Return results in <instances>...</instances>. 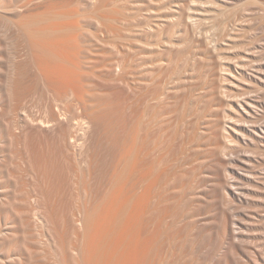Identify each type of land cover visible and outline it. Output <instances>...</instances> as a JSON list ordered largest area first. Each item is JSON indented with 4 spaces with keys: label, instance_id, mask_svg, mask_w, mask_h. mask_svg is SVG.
<instances>
[{
    "label": "rangeland",
    "instance_id": "374dc122",
    "mask_svg": "<svg viewBox=\"0 0 264 264\" xmlns=\"http://www.w3.org/2000/svg\"><path fill=\"white\" fill-rule=\"evenodd\" d=\"M23 1L28 5L24 3V6L29 7L23 9L26 14L24 18H27L32 11L30 16H34L32 18L29 16L27 20L22 16V21L35 22L34 25L29 23L32 28H29V31H32H27L26 34L29 35H26V42L39 41V38L40 41L46 40V37L47 40L54 37L58 39L63 35L71 38L74 44L71 48L72 53L77 55L72 58L73 60L59 64L62 67L64 65L66 71L68 67L71 69L66 72L68 76L72 73L75 79L77 74L78 80L74 81L75 88H73L83 93L84 100L73 101L75 96L73 92L70 93L71 96L69 90L67 92V82L49 84L44 79V74L36 69L34 59H29L24 37L17 36L21 35L20 32L7 25L3 17L14 15L13 19L21 20V18L11 11V7L10 11L9 8L5 7V9L4 4L8 5L11 2L12 5L17 4L14 6L19 7L18 5L23 6ZM37 1L0 0L3 7H0V14H3L0 20L5 21H0V218L11 219L15 226L19 225V222L27 224L17 226V233L27 231L28 222L24 219H30L31 216L28 217L30 214H27L29 209H36L29 213L38 214L39 211L40 216L47 220L43 219L47 229L45 227L43 230L44 225L42 226L44 245L32 244L30 241L33 235L24 237L25 232L19 233L20 237L17 235L16 239L14 238L16 241L14 244H17L16 246L13 244L15 247L20 248L23 242L27 246L33 245L28 246L30 248L24 251L26 264H62L60 262L62 257L59 256L62 254L59 253L62 252L59 241L68 246L76 239L73 237L74 231H77L76 225L72 221H76L75 218H78L84 208L92 207L93 210L95 205L99 206L108 197L109 191L111 193L119 187L118 185L121 184V187L125 184V188L130 186L127 190L132 191V200L135 201L138 197L136 192L139 193L141 189L138 186L143 187L142 183H148L141 180V184L139 180L138 183L136 182L137 178L141 179L139 160L142 159L140 160L142 162L145 157L147 160L144 161L151 165L154 173L151 175L150 167L145 163L149 171H147L148 179L154 176L155 179L152 178L156 180L159 175L157 183H154L155 186L150 183L148 185L154 187L149 188L148 192L152 193L146 196H153L146 199L147 203H150L147 206L145 204L148 216L145 212L143 214L147 217L146 224H153L152 227L156 230L159 227L160 233L145 225L143 218L141 221V224L144 222L147 228L153 230L150 228L148 231L144 230L146 235L147 232L151 235L150 231L159 233L157 235L154 233L155 237L159 235L157 238L159 241L156 239L154 250H151L155 252H152L148 259L152 258L153 264H227L225 261L227 256L229 264H237L238 262L230 256L228 243L224 242L223 244L227 245L221 244L223 248H220V244L215 245L214 242L217 234L213 233V230L216 231L217 228L214 218L216 216L213 213L216 210L210 208V203L206 202L209 201L208 193L212 189L209 181L212 170L208 168L211 165L209 163H213V156L218 152V145L222 146L224 143L227 148L220 154L227 160L230 158L231 166L237 163L234 159L238 153L253 151L251 155L259 159L261 169L255 168L254 171L250 169L253 172H249L251 175L264 173V148L258 149L245 143L243 145L233 130L237 121L236 100L241 97L242 92H246V95L243 93L242 96L253 95L251 96L253 99L261 97L260 100L263 99L261 102L264 104V81H257L254 76L249 75L250 72L252 74L255 72L256 66L258 69L264 68V0H68L67 2L57 0L61 3L54 5V8L56 5L59 6L55 8L56 10L53 5L49 6L51 10L48 6L42 5L43 9L39 7V11L38 4L36 5L39 1ZM41 1L45 3L44 0ZM14 6L13 8H16ZM45 8L49 10V14L44 10ZM60 13L65 15H59ZM39 17L40 20L43 17V21H40ZM39 22H42L40 24L43 27L47 23L52 26L54 23L60 25L63 22L65 27L63 25L64 29H61L63 31L59 30L61 33L57 31V34L56 31H52L53 33L48 31L49 35L53 34L50 35L51 37L47 35L48 32L42 33L47 36L40 34L36 36L38 33L36 30L43 28ZM13 29L15 32H12ZM30 33L34 36H30ZM37 37L38 39H35ZM22 41H24L23 45ZM15 42H19L18 47ZM12 61L15 62L14 64L19 62L21 70L24 68L22 74H25L26 80L32 78L29 80L32 81L29 83L31 85L26 82L30 96L27 95L21 105L10 97L7 87L13 67ZM54 63L56 62L53 61L51 64L57 66L58 62ZM243 67H246L248 72L243 74L245 79L241 81L239 77ZM45 82L51 89L57 87L56 91L53 93ZM249 83L252 85L250 86ZM74 89L70 88V91H75ZM65 90L69 96H66L68 94ZM13 100L18 105L17 110L14 109ZM54 101L57 103L54 104ZM52 106L55 108H53L55 114L51 110ZM73 108L74 112H72ZM259 108L262 109L261 106ZM2 109L6 113L2 112ZM28 112L32 118L28 116ZM50 113L51 116L57 115L55 123L51 121L54 116L51 117ZM19 115L22 117L20 118ZM28 117L32 120L29 121ZM260 117L261 121L259 117H250L251 119L248 120L254 122L256 119L258 124L264 125V116ZM40 120L43 122L40 123ZM71 138L76 142H73L74 146L73 143L70 144ZM249 154L244 156L250 157ZM137 168H140V174ZM229 173L232 174V171ZM228 175L229 184L232 185L235 178ZM258 187L257 193L254 190L251 191L253 195L250 194L260 199L264 197V185L259 184ZM228 195L227 210L234 218V228L239 225L237 228L247 231L244 233L241 231L244 241L247 240L241 243L244 246L237 243V240L235 242L238 252L240 251L239 255L244 258L243 262L246 264H258V261L262 264L257 253L259 251L261 253L262 250L255 247L263 244L264 248V219L260 217V214L264 215V201L262 198L255 200L252 196L251 201H239L231 193ZM102 196L107 197L103 199ZM133 203L135 202L131 201L128 210ZM202 228H206L205 234L201 233ZM46 230L50 233L48 234ZM154 235L152 234L153 237ZM188 236L192 237L189 239ZM53 237L58 239L62 237L60 240L55 239L58 242H54L58 243L60 248H56L53 244ZM200 237H204L203 239L206 237L204 240L206 246H199L200 242L203 243V239L199 240ZM49 240L51 244H47ZM248 241L254 243V247ZM215 246L219 248L215 249L216 251H214ZM247 249H250L248 250L250 253L246 252ZM44 255L49 256L44 258ZM57 257L60 258L59 261ZM251 259H254V262Z\"/></svg>",
    "mask_w": 264,
    "mask_h": 264
},
{
    "label": "bare ground",
    "instance_id": "6f19581e",
    "mask_svg": "<svg viewBox=\"0 0 264 264\" xmlns=\"http://www.w3.org/2000/svg\"><path fill=\"white\" fill-rule=\"evenodd\" d=\"M3 1V0H2ZM5 1V0H4ZM9 1V0H8ZM13 1V0H12ZM31 1H33V0H30V2ZM39 1V2H38ZM37 2L38 3H36V5H37V7H38V11H39V7H41L42 5H43V7L45 6V7H49L50 5H53L52 7L54 8V5L55 4H60L59 3V1H57V0H52V1H49V0H46V1H48L47 3H46V1L44 0V2L46 3H44L43 4V1H41L40 2V0H38ZM64 1H68V0H64ZM63 1V2H64ZM94 1V0H93ZM21 2V1H20ZM27 2H28V0H27ZM1 3V2H0ZM2 3H5V2H2ZM17 3V2H16ZM24 3L27 5V3H26V1H23V6H20V5H18L19 7H16V6H14V5H17V4H14V5H12L11 4V2L10 3H8V5L7 4H4V8L6 7L7 9L9 8V11H10V7L12 8V10L11 11H13L14 13H15V15H17L18 16V18L20 17H22V18H24V12H23V9H24V7H27V6H24ZM35 3V2H34ZM40 3H42V4H40ZM64 4V3H63ZM1 5V4H0ZM6 5V6H5ZM13 6L14 7H16V8H13ZM62 6V5H61ZM64 6V5H63ZM0 7H2V5L0 6ZM2 7V8H3ZM51 7V6H50ZM49 7V8H50ZM56 7L57 8H59V6L58 5H56ZM55 7V8H56ZM5 8V9H6ZM27 8H29V7H27ZM33 8H36V7H33ZM42 8V7H41ZM54 8V9H55ZM5 9H4V11H5ZM43 9V8H42ZM27 10H30V9H27ZM26 10V11H27ZM45 11H47V8H45L44 9ZM50 10H51V8H50ZM56 10V9H55ZM1 11V10H0ZM49 11V10H48ZM48 11H47V13H48ZM54 11V10H53ZM53 11H51V12H53ZM2 12H3V10H2ZM58 12H60V11H58ZM13 13V14H14ZM28 13H30V12H28ZM32 13H33V11H32ZM32 13H30V14H32ZM45 13V12H44ZM10 14V13H9ZM30 14H29V16H30ZM49 14V13H48ZM47 14V15H48ZM55 15H57L56 13H54ZM61 14H63V15H65L64 13H60L59 15H61ZM0 15H2L1 16V18L0 19H2V17H3V14H0ZM7 15H8V13H7ZM45 15V14H44ZM43 15V16H44ZM52 15H53V13H52ZM62 15V16H63ZM5 16V15H4ZM25 16H26V14H25ZM29 16H27V18L29 17ZM34 16V15H33ZM33 16H30L29 18H32ZM12 17V16H11ZM11 17H3L4 18V20H6V23H7V25L8 26H12V27H14L15 29H17V31L18 32H20V34L21 35H17V36H20V37H24V41L26 42V39H27V36L26 35H29V34H26V33H28L27 31H29V28H30V25H34V23L35 22H33V20L32 19H30V20H32V21H30L29 23H30V25H29V23L27 22H23L22 21V18H21V20L19 19V20H16V19H13V17H15L14 15H13V17L11 18ZM49 17H52L51 15H49ZM26 18V17H25ZM24 18V19H25ZM27 18H26V20H27ZM43 17H41V20H40V17H39V20L40 21H43V19H42ZM44 18H46V15H45V17ZM48 18V17H47ZM33 19H35V18H33ZM3 20V21H4ZM29 20V19H28ZM36 20V19H35ZM34 20V21H35ZM38 20V19H37ZM38 20V21H39ZM0 21H2V20H0ZM2 21V22H3ZM38 21H37V23H38ZM1 22V23H2ZM5 22V21H4ZM6 23H3V25H5ZM36 23V24H37ZM42 24V22H39V24ZM52 23V22H51ZM54 23V22H53ZM57 23V22H56ZM40 24V25H41ZM48 24V23H47ZM47 24H45V25H47ZM50 24V23H49ZM48 24V25H49ZM59 24V23H58ZM62 24V25H61ZM60 25H56L55 23L51 26V25H47V27L44 25V27L43 28H38V27H35V26H33V27H35V28H38V30H36L35 28V30L38 32V33H36V31L35 30H33V32L34 33H36V36L38 35V34H40V35H45V34H42V33H46L47 34V32L48 31H50V32H54V31H56V34H57V31L58 32H60L61 33V31H63V30H61L62 28H63V25H64V27H65V24L62 22ZM69 25H71L70 23H68ZM1 25V24H0ZM7 25H6V27H7ZM56 25V26H55ZM68 25V26H69ZM37 26V25H36ZM54 26V27H53ZM66 26H67V24H66ZM12 27H11V29H12ZM2 28V27H1ZM10 28V27H9ZM9 28H7L8 30H9ZM30 29H32V28H30ZM64 29V28H63ZM5 30H6V28H5ZM7 30V31H8ZM59 30H61V31H59ZM67 30V29H66ZM66 30H64V31H66ZM30 31H32V30H30ZM29 31V32H30ZM12 32H15V30L13 29L12 30ZM50 32H48V36H50L49 35V33ZM59 33V34H60ZM8 34V33H7ZM19 34V33H18ZM47 35H45V36H47ZM55 35V34H54ZM30 36H34L33 35V33H30ZM52 36H53V34H52ZM59 36H62V35H59ZM44 37V36H43ZM51 37V36H50ZM58 37V36H57ZM63 37H64V35H63ZM58 38V39H56L55 37V40H52V39H54V38H50L49 40H47V37H46V40L44 39V40H41L40 41V38H39V41H33V40H30V41H33V42H30L29 40H27V45L25 46L26 47V51H28V54H29V59L30 60H32V59H34L33 61H34V63L36 64V69L37 70H39L41 73H43L44 74V79L49 83V84H54V85H56V83H58V82H67L68 84H66L67 85V88L68 87H70V88H72V90L75 88V83H74V81L75 82H77V80H78V77H77V74H76V77H75V79L73 78V76H72V73L70 74L71 75V77L72 78H70V75L68 76L67 74H66V72L67 71H69V70H71V69H69V67H68V69H67V71L65 70L66 68L64 67V65H63V67L62 66H60V64H59V62H64V61H66V62H68V61H71V60H73L74 59V57L77 55V53H72L73 51V49L71 50V48L74 46V44L72 43V40H71V38L69 37H64V38ZM14 38V37H13ZM19 38V37H18ZM17 38V39H18ZM30 38H32V37H30ZM29 38V39H30ZM16 39V38H15ZM15 39H13V40H15ZM34 39V38H33ZM35 39H38V37L37 38H35ZM41 39H43L42 37H41ZM9 40V39H8ZM11 41V40H10ZM17 41V40H16ZM20 41V40H19ZM24 41H22L21 43H22V45H23V42ZM1 43V42H0ZM10 44H12V43H10ZM9 44V45H10ZM17 44V45H16ZM18 44H19V42L18 43H16L15 42V45L18 47ZM25 44V43H24ZM14 45V46H15ZM21 45V44H20ZM3 46V45H2ZM22 47V46H21ZM21 47H20V49H21ZM15 48V47H14ZM0 49H1V47H0ZM17 49V48H16ZM19 49V48H18ZM25 49V48H24ZM23 49V50H24ZM15 50V49H14ZM1 51V50H0ZM71 51V52H70ZM16 52V51H15ZM20 52H21V50H20ZM17 53V52H16ZM25 53V52H24ZM15 54V53H14ZM14 54H12V56L14 55ZM26 54H27V52H26ZM25 54V55H26ZM75 54V55H74ZM24 55V56H25ZM78 56H79V54H78ZM77 56V57H78ZM14 57H16L15 55H14ZM28 57V56H27ZM73 58V59H72ZM13 59H15V58H13ZM16 59H17V57H16ZM25 59V58H24ZM28 59V58H27ZM12 60V59H11ZM28 61V60H27ZM53 61L54 62H58V64H57V66L56 65H52L51 63H53ZM51 62V63H50ZM12 64H13V67L11 68L12 69V71H11V75H10V77H9V80H8V91H9V94H10V97H13L16 101H17V103H19L18 105H21L20 103L24 100V98L27 96V95H29L30 94V92L27 90V85L30 83V82H32V81H29L30 79H32V78H30L29 80H26L25 79V77H24V75L22 74V71H23V65H21V67L23 68L22 70H21V68H20V66L18 65L19 64V62H18V64H14L15 62L14 61H12L11 62ZM16 63H17V61H16ZM30 63V62H29ZM50 63V64H49ZM56 63H54V64H56ZM61 64H63V63H61ZM65 64V63H64ZM30 65H32V63H30ZM59 65V66H58ZM259 65V64H258ZM262 64L260 63V66H261ZM264 65V64H263ZM25 67V66H24ZM260 69H258V67L256 66V69H255V72L252 74L251 72H250V76H254V79H256L257 81H264V68L263 67H259ZM28 69H30L29 67H28ZM8 70V69H7ZM34 70H35V68H34ZM36 71V70H35ZM25 72V71H24ZM34 72V71H33ZM248 72V71H247ZM246 72V67H243V69H242V71H241V73H240V76L241 77H239V78H241L240 80L242 81L243 79H245V75H243V74H246L247 73ZM37 73H38V71H37ZM36 73V74H37ZM40 73V74H41ZM74 73V72H73ZM35 74V75H36ZM40 74L38 75V76H40ZM75 74H73V75H75ZM252 74V75H251ZM37 76V75H36ZM35 76V77H36ZM24 77V78H23ZM28 77V76H27ZM42 77V76H41ZM41 77H39V79H42ZM29 78V77H28ZM251 78V77H250ZM36 79V78H35ZM72 79H74V80H72ZM252 79V78H251ZM26 80V81H25ZM44 80V81H45ZM29 81V82H28ZM34 82H36L35 80H33ZM39 81V80H38ZM37 81V82H38ZM42 81V80H41ZM72 81H73V83H72ZM26 82L28 83L27 85H26ZM33 82V83H34ZM252 82H253V80H252ZM35 84V83H34ZM34 84H32V85H34ZM45 84H46V82H45ZM250 84V83H249ZM249 84H247V85H249ZM256 84V83H255ZM29 85H31V84H29ZM53 85V86H54ZM252 85V83L250 84V86ZM258 85V84H257ZM35 86V85H34ZM46 86L47 87H49L48 86V84H46ZM52 86V85H51ZM78 86V85H77ZM76 86V87H77ZM36 87V86H35ZM44 87V86H43ZM46 87V88H47ZM74 87V88H73ZM242 87V86H241ZM50 89H51V87H49ZM53 88V87H52ZM54 88H55V90H54ZM53 89H51V90H53L52 92L54 93V91H56V88L57 87H54ZM66 88V90H67V92H68V90H69V94L71 93V92H73V96H75V98L73 99V101H75V99H78L77 101L78 102H80V100H84L85 98H82L83 97V93H80V91H79V89H77V91H76V89H74L75 91H70V88L69 89H67ZM80 88V87H79ZM31 89L32 88H30V91H31ZM49 89V90H50ZM241 89H243V88H241ZM33 90H34V88H33ZM37 90V89H36ZM47 90V89H46ZM66 90H65V93H67L66 92ZM29 92V93H28ZM47 92V91H46ZM60 92V91H59ZM242 92V91H241ZM240 92V93H241ZM6 93V92H5ZM33 93H36V92H33ZM239 93V92H238ZM239 93V94H240ZM244 93V95H246V92L244 91V92H242L241 93V97L239 98V99H237L236 100V106H237V121H235L236 122V126L234 127L235 129H233V130H235L234 132H235V134H236V136H237V138L242 142V144L243 145H253L254 147H257L258 149L261 147V148H264V125H262L261 123L260 124H258L259 122H258V120H254V122L256 123H254L253 122V120H248V119H251L250 117H253V118H258L259 120H260V116H264V104L262 103L263 102V99H261L260 100V98L259 99H253V98H251V96H253V95H251V96H248V94H247V96H242V94ZM248 93V92H247ZM68 94V93H67ZM69 94L68 95H66V96H69ZM239 94H237V95H239ZM72 94H70V96H71ZM30 96V95H29ZM33 96H34V94H33ZM0 97H1V95H0ZM28 97V96H27ZM254 97H256V95L254 96ZM66 98V97H65ZM263 98V97H262ZM9 99V98H8ZM56 99V98H55ZM58 99H60V98H58ZM7 100V99H6ZM10 100H11V98H10ZM15 100H13V106H14V104H15V108L14 109H16L17 107H18V105H16L17 103L16 102H14ZM64 100V99H63ZM9 101V100H8ZM7 101V102H8ZM58 101V100H57ZM57 101L55 102L54 101V104L55 103H57ZM262 101V102H261ZM5 102V101H4ZM10 102V101H9ZM9 102H8V104H9ZM12 102V101H11ZM82 102V101H81ZM2 103V102H1ZM6 103V102H5ZM262 103V104H261ZM4 104V103H3ZM8 104H7V106H8ZM11 104V105H12ZM61 104V103H60ZM27 105V104H26ZM25 105V106H26ZM74 105V104H73ZM5 106V105H4ZM6 106V107H7ZM57 106V105H56ZM71 106H72V104H71ZM87 106V105H86ZM259 106H261L262 107V109L261 108H259ZM10 107V106H9ZM61 107V106H60ZM72 107H74L75 109H76V107L75 106H72ZM3 108V107H2ZM13 108V107H12ZM19 108H21V107H19ZM19 108H18V110H19ZM54 107L52 106V108H51V110H52V112H53V110L55 109H53ZM73 108V111L72 112H74V109ZM89 108V107H88ZM7 109V108H6ZM9 109V108H8ZM22 109H24V108H22ZM21 109V110H22ZM29 108H27V110H28ZM59 109H61V108H59ZM58 109V110H59ZM87 109V108H86ZM259 109H261V111H262V113H261V111H259ZM5 110V109H4ZM17 110V109H16ZM20 110V111H21ZM50 110V109H49ZM19 111V112H20ZM2 112H4L3 111V109H2ZM1 112V113H2ZM15 112V111H14ZM23 112H25V111H23ZM58 112V111H57ZM4 113H6V112H4ZM13 113V112H12ZM22 113V112H21ZM29 114H28V116H30V112H28ZM59 113V112H58ZM92 113V112H91ZM3 114V113H2ZM23 114V113H22ZM53 114H55V112H53ZM61 114V113H60ZM90 114V113H89ZM23 115H25V114H23ZM27 115V114H26ZM59 115V114H58ZM92 115V114H91ZM1 116V115H0ZM20 116V115H19ZM50 116H51V113H50ZM52 116H54V117H52ZM51 117H52V119H51V121L53 120V122H54V120H55V122H56V120H57V115L55 116V115H52ZM22 116H20V118H21ZM56 117V118H55ZM61 117V116H60ZM17 118V117H16ZM24 118L26 119V116H24ZM30 118H32V116H30ZM29 117H28V120L30 119ZM47 118V117H46ZM62 118V117H61ZM64 118V117H63ZM67 118V117H66ZM23 119V118H22ZM36 120L38 119V118H35ZM40 119H41V117H40ZM42 119H43V117H42ZM48 119V118H47ZM91 119V118H90ZM262 119V118H261ZM13 120V119H12ZM30 120H32V119H30ZM29 120V121H30ZM39 120V119H38ZM60 120V119H59ZM62 120V119H61ZM16 121V120H15ZM33 121H34V118H33ZM70 121V120H69ZM79 121V120H78ZM251 121H252V123H251ZM261 121V120H260ZM39 122V121H38ZM41 122H43L42 120H40V123ZM54 122V123H55ZM58 122V121H57ZM82 122V121H81ZM11 123V122H10ZM13 123V122H12ZM16 123V122H15ZM19 123V122H18ZM51 123V122H50ZM69 123H71V122H69ZM73 123V122H72ZM75 123H77L76 121H75ZM80 123V122H79ZM84 123H85V121H84ZM47 124H49V123H47ZM46 124V125H47ZM59 124V123H58ZM74 124V123H73ZM224 124V123H223ZM264 124V123H263ZM10 125V124H9ZM14 125V124H13ZM18 125V124H17ZM41 125V124H40ZM76 125V124H75ZM79 125V124H78ZM82 125V124H81ZM85 125V124H84ZM15 127H16V125H14ZM47 126H49V125H47ZM46 126V127H47ZM55 126V125H54ZM72 126H74V125H72ZM10 127V126H9ZM14 127V128H15ZM78 127V126H77ZM81 127V126H80ZM84 127V126H83ZM87 127V126H86ZM220 127H221V125H220ZM13 128V127H12ZM82 128V127H81ZM9 129V128H8ZM7 129V130H8ZM10 129H11V127H10ZM78 130H79V128H78ZM78 130H76V131H78ZM81 130V129H80ZM223 130H225V132H226V128L223 126ZM11 131H12V129H11ZM9 132V131H8ZM67 132V131H66ZM82 132V131H81ZM80 132V133H81ZM223 132V131H222ZM11 134H13V133H11ZM74 134H75V132H74ZM6 135V134H5ZM73 136V135H72ZM78 136V135H77ZM69 137H71V136H69ZM9 138V137H8ZM77 138V137H76ZM72 139V138H71ZM74 139V138H73ZM72 139V141H71V143L70 144H72L73 142H75V140H73ZM78 139V138H77ZM69 140V139H68ZM77 141V140H76ZM239 141V142H240ZM76 143V142H75ZM75 143H73V146L75 145ZM245 143V144H244ZM80 144V143H79ZM220 144H222V143H220ZM241 144V145H242ZM240 145V144H239ZM240 145V146H241ZM70 146V145H69ZM72 146V145H71ZM219 146V148H217L218 149V152H217V150H215L217 153H216V155H214L213 156V159H212V156H211V158H210V162H211V159L213 160V163H209V164H211V165H209L210 167L208 168V170L210 169V170H212V176H211V179H209V181H210V185L212 186V189L211 188H209V189H211V190H209L210 191V193H208V198H209V201H206V202H209L210 203V208H213L214 210H216V212H214L213 214H214V216H216V217H214V218H216L215 220V222H216V225H215V228H217V232L215 231V230H213V233H216L217 235H216V240L214 241L215 242V245H219L220 244V248L222 247L221 246V244H223L224 242H226V243H228V245L227 244H223V246H229V249H230V251H229V253H231L230 254V256L233 258V260H236L239 264H241V262H242V264H244L245 262H243V259L244 258H242V257H240L241 255H239V252H238V246H236V244H235V242H236V240L238 241L237 243H239L240 245H242L241 243L244 241V239L245 238H243V236H242V232L244 233V232H247V231H245L244 229H243V231H242V229L241 228H237L236 226H235V228H234V223H233V221H234V218L232 217V215H231V213L229 214L228 213V206H227V203H229L228 202V193H231L232 195H233V197H235L236 199H238L239 201H241V200H250L251 198V196L253 195L252 193H251V191H254V190H256V193H257V190H259V184H262V185H264V173H260V175H251L250 174V172L249 171H252L253 169H255V168H260L261 169V165H260V161H259V159L257 158V157H254V155L252 156L251 154H252V152L250 153V151H249V153H245L246 152V147H245V154H246V156H248V154H249V156L250 157H245L244 155L245 154H241V152L240 153H238V155L236 156V159H234V161H236L233 165L234 166H231L230 165V158H228V160H227V158L225 157V156H221V152L222 151H224V149L225 148H227V145L226 144H222V146L221 145H218ZM217 146V147H218ZM248 147V146H247ZM78 148V147H77ZM81 148V147H80ZM239 148H242V147H239ZM257 148H255L256 150H258ZM78 150V149H77ZM76 150V151H77ZM128 150V149H127ZM131 150V149H130ZM243 150V149H242ZM242 150H240V151H242ZM247 150H248V148H247ZM261 150V149H260ZM260 150H259V152H260ZM129 151V150H128ZM237 151V150H236ZM244 151V150H243ZM264 151V150H263ZM71 152H73V151H71ZM130 152V151H129ZM248 152V151H247ZM256 152V151H255ZM215 153V152H214ZM228 153V152H227ZM237 153V152H236ZM262 153V152H261ZM260 153V154H261ZM126 154H128L127 153V151H126ZM254 154V153H253ZM258 154V153H257ZM260 154H259V156H260ZM264 154V153H263ZM77 155V154H76ZM125 155V154H124ZM127 156V155H126ZM231 156V155H230ZM252 156V157H251ZM258 156V157H259ZM125 157V156H124ZM232 157V156H231ZM234 157V156H233ZM259 158H261V157H259ZM144 159H146L147 160V158L145 157V158H143V161H144ZM140 160H142V159H140ZM139 160V163H138V165H139V167L141 166V171H140V168H137V170H138V174H140L139 173V171L141 172V174H140V176H141V179H139V178H137V180H136V182L138 183V180H139V184H141L143 181H146V182H148V183H142L143 184V187H142V185L140 186L139 184H136L138 187H141V189L140 188H138V189H140L139 190V193L138 192H136V191H134V192H136L137 193V199H138V201L136 202V200L137 199H135V201L134 200H132L133 198H132V196L133 195H131V193H132V191L130 192L129 190H127L130 186H128L127 188H125L126 187V185L124 184H122L123 186H121L120 187V185H118L119 187L118 188H115L114 190H113V188H112V190L113 191H111V193H110V191H109V194L107 195V193H106V195L108 196H106V197H103V199H105L102 203H100L101 201H100V199H99V206H98V204L97 205H95L94 207H96V206H98V207H96V208H94L93 207V210L89 207H87V208H84L83 210H81L80 211V213H79V215L77 216L78 218V220L75 218V220L76 221H72L73 222V224H75L76 225V230L77 231H74L75 233H74V235H73V237L74 238H76V239H74V241H76L75 243H71V244H69L68 246H66L65 244H63V243H61L62 241L60 240V238L62 239V237H60L59 239L58 238H54V240H52V242H53V244L56 246V248H58L59 247V244H60V247H61V251L62 252H59V253H62V254H60L59 256L60 257H62L60 260V262H62V264H149V262H153L152 260V258H149V259H151V261H149V259H148V257H149V255L150 254H152V252L153 251H151V250H154V247H153V245H156V243H157V238H158V236H156L155 237V235H157V234H159L160 232H159V227H158V232L159 233H156V232H151L150 231V233H152L153 235H154V233H156L155 235H154V237L152 236V234L151 235H148L149 233L147 232V235L145 234L146 232L144 231V230H146V231H148V230H150L151 228L150 227H152V225H150V224H146V221L145 220H147L146 218L147 217H145L144 216V214H143V212H145V215L147 214L146 213V210H148V209H146V207H145V204H146V206L149 204L150 205V203H147V201H146V199H148V197L150 198L151 196H153V195H149L148 197L146 196L148 193L150 194V193H152V192H148V191H150L149 190V188L150 189H153V187L155 186V182H156V180H157V177H159V175L156 177V180H154L155 178H154V176H152L151 178L154 180V182H153V180H151V178H150V180L148 179L149 177V175H148V170L146 169L147 168V166L148 167H150L149 169L151 170V175H153L154 173H152V167H151V165H148V163H146V161H140ZM148 162V161H147ZM140 163H142V164H144L145 165V163H146V167L145 166H142V164L140 165ZM259 166V167H258ZM263 166V165H262ZM250 169H252V170H250ZM259 169V170H260ZM234 170V171H233ZM148 171V172H147ZM230 171H232V174L231 173H229ZM254 171V170H253ZM252 171V172H253ZM258 171V170H257ZM210 172V171H209ZM248 172H249V174H248ZM263 172V171H262ZM149 173V174H150ZM228 174H230V175H234L233 177L231 176V178H235V180L233 181V183H232V185H230L229 184V175ZM235 174H236V176H235ZM253 174V173H252ZM150 175V176H151ZM139 175H138V177H140ZM209 178H210V176H209ZM143 179V180H142ZM146 179H148V181L146 180ZM142 182H141V181ZM158 181V180H157ZM153 182V183H152ZM149 183L152 185V184H154V186H152L151 187V185L148 187V185H149ZM157 183V182H156ZM127 184V183H126ZM135 184V183H134ZM145 184V185H144ZM128 185V184H127ZM207 185V184H206ZM234 185H237L236 187L234 186ZM208 186V185H207ZM116 187V186H115ZM134 187H136L135 185H134ZM143 188V189H142ZM132 189H134L133 188V186H132ZM142 190V191H141ZM264 190V189H263ZM152 191V190H151ZM141 192V193H140ZM264 192V191H263ZM252 195H251V194ZM139 194V195H138ZM140 194H141V196H140ZM231 195V196H232ZM261 195V194H260ZM90 196V195H89ZM134 196H135V194H134ZM155 196V195H154ZM259 196V195H258ZM30 197H32V196H30ZM147 197V198H146ZM252 197H255V198H253V199H255L256 200V198H258V197H256V196H252ZM101 198V197H100ZM136 198V197H135ZM207 198V199H208ZM262 198V200L264 201V197H260V199ZM204 199H206V198H204ZM232 199V198H231ZM230 199V200H231ZM259 198H258V200H260ZM150 200V199H149ZM149 200H148V202H149ZM27 201V200H26ZM87 201V200H86ZM131 201H133V202H135V203H133L132 204V207H131V209L130 210H128V207H129V205L131 204ZM154 201V200H153ZM247 201V202H248ZM251 201V200H250ZM253 201V200H252ZM91 202V201H90ZM209 203H206V204H209ZM87 204V203H86ZM93 204V203H92ZM34 205V204H33ZM43 205V204H42ZM4 206V205H3ZM29 206V205H28ZM30 206H32V205H30ZM86 206V205H85ZM131 206V205H130ZM205 206V205H204ZM5 207V206H4ZM26 207H27V205H26ZM25 207V208H26ZM206 207V206H205ZM83 208V207H82ZM81 208V209H82ZM145 208V209H144ZM148 208V207H147ZM2 209V208H1ZM56 209V208H55ZM91 209V210H90ZM205 209V208H204ZM209 209V208H208ZM250 209V208H249ZM33 210L34 209H29V210H27L28 211V213L27 214H30V215H28V217H30V219L29 220H27V219H24L25 221H27L28 222V228L26 227V226H24V227H26V230L27 231H30V230H32V232H28V233H30V234H28V233H26L25 231H22L20 234H24V232H25V234H24V237L25 236H27V235H33L32 236V239H31V241L30 242H32V244H40V245H44V241L42 240V238L44 237V235H43V230L45 229V227H46V225L44 224V222H43V219H44V217L43 216H40V214H39V211H38V214L36 213V212H34V213H29V211L30 212H33ZM37 210H39V209H37ZM50 210V209H49ZM145 210V211H144ZM212 209H210V212L212 213V211H211ZM22 211V210H21ZM20 211V212H21ZM23 211H25L24 209H23ZM34 211H36V209L34 210ZM48 211V210H47ZM78 211V210H77ZM48 212H50V211H48ZM75 212V211H74ZM149 212V211H148ZM24 213V212H23ZM40 213H41V211H40ZM252 213V212H251ZM3 214H5V213H3ZM3 214H1L2 216H3ZM20 214V213H19ZM25 214H26V212H25ZM26 214V215H27ZM47 214V213H46ZM216 214V215H215ZM219 216H218V215ZM21 215V214H20ZM48 215V214H47ZM75 215H77V214H75ZM211 216H212V214H210ZM18 216V215H17ZM22 216H23V214H22ZM45 216V215H44ZM51 216V215H50ZM74 216V215H73ZM144 216V217H143ZM146 216H148V215H146ZM27 217V216H26ZM25 217V218H26ZM54 217V216H53ZM212 217V218H213ZM260 217L262 218L263 217V219H264V215H262V214H260ZM46 218V217H45ZM49 218V217H48ZM142 218L144 219V222H145V225H147V226H150L149 228H147V226H145L143 223L141 224V221H142ZM23 219V218H22ZM11 220V219H10ZM10 220H8V219H3V220H1V218H0V264H26V256H25V249L27 250V248H30V247H28V246H33L32 244L31 245H28L27 246V244H25L24 242L22 243V245H20V248H18V247H15L16 245L14 244V243H16V241H14V238L16 239V236L17 235H19V237H20V234L19 233H17L18 231H17V226H19V225H27V224H20V222H19V225H17V226H15V224H13V222H11ZM23 220V222L24 223H27V222H25ZM45 220V219H44ZM56 220V219H55ZM73 220V219H72ZM261 220V219H260ZM18 221V220H17ZM22 221V220H21ZM45 221H47V220H45ZM149 222H150V220H148ZM213 221V220H212ZM264 221V220H263ZM263 221L261 222V223H263ZM149 222H147V223H149ZM152 222V221H151ZM12 223V224H11ZM46 223V222H45ZM140 223V224H139ZM233 224V225H232ZM44 225V226H43ZM52 225H53V223H52ZM60 225V224H59ZM68 225V224H67ZM75 225H73V226H75ZM141 225V226H140ZM203 225V224H202ZM209 225V224H208ZM211 225V224H210ZM264 225V224H263ZM30 226V227H29ZM42 226L44 227L43 228V230H42ZM71 226V225H70ZM143 226V227H142ZM144 226H145V229H144ZM155 226H157V225H155ZM154 226V227H155ZM260 226V225H259ZM195 227V226H194ZM202 227V226H201ZM207 227V226H206ZM20 228V227H19ZM29 228H32V229H29ZM49 228V227H48ZM58 228H60V227H58ZM64 228H66V227H64ZM147 228V229H146ZM153 228V227H152ZM213 228H214V226H213ZM214 228V229H215ZM23 230H25L24 228H22ZM46 229H47V227H46ZM74 229V228H73ZM153 229H155V228H153ZM191 229H193V228H191ZM203 229V228H202ZM201 229V230H202ZM206 228H204L203 229V232H201V233H204V230H205ZM210 229V228H209ZM209 229H208V231H209ZM65 230V229H64ZM152 230V229H151ZM156 229L154 230V231H157ZM193 230H195V229H193ZM200 230V231H201ZM20 231H21V228H20ZM47 231V230H46ZM57 231V230H56ZM69 231V230H68ZM153 231V230H152ZM196 231V230H195ZM242 231V232H241ZM48 232V231H47ZM145 232V233H144ZM190 232H191V230H190ZM197 232V231H196ZM207 232V231H206ZM210 232H212L211 230H210ZM262 232H263V230H262ZM261 232V233H262ZM50 232H48V234H49ZM192 233H193V231H192ZM199 233V232H198ZM200 233V234H201ZM207 233H209V232H207ZM248 233H249V231H248ZM248 233H246V234H248ZM54 234V233H53ZM61 234V233H60ZM63 234V233H62ZM65 234V233H64ZM205 234V233H204ZM42 235H43V237H42ZM191 235V234H190ZM209 235V234H208ZM207 235V236H208ZM215 235V234H214ZM213 235V236H214ZM250 235V234H249ZM252 235V234H251ZM261 235V234H260ZM263 235V234H262ZM21 236H23V235H21ZM45 236H47L46 235V233H45ZM61 236V235H60ZM76 236V237H75ZM202 236H204V235H202ZM248 236V235H247ZM52 237V236H51ZM64 237V236H63ZM189 237V236H188ZM187 237V238H188ZM190 237H192V236H190ZM190 237H189V239H190ZM194 237V236H193ZM48 238V237H47ZM50 238V237H49ZM52 238V239H53ZM185 238V237H184ZM197 238V237H196ZM204 238V237H203ZM203 238H199V240L201 239H203ZM214 238H215V236H214ZM23 239V238H22ZM25 239V238H24ZM55 239H58V240H60L59 241V244L58 243H54V242H58V241H55ZM157 239V240H156ZM195 239V238H194ZM205 239H206V237H205ZM205 239H203L202 241H203V243H201L199 240V242H200V244H199V246H202V247H204V246H206L205 245V243H204V240ZM17 240H18V238H17ZM21 240V239H20ZM51 240V239H50ZM49 240V242H47V244L49 243V244H51V241ZM72 240V239H71ZM70 240V241H71ZM249 240V239H248ZM264 240V239H263ZM47 241H48V239H47ZM155 241V242H154ZM159 241V240H158ZM192 241V240H191ZM247 240H245L244 241V243L246 242ZM257 241V240H256ZM186 242V241H185ZM249 242V241H248ZM259 242H260V239H259ZM258 242V243H259ZM154 243V244H153ZM191 243V242H190ZM243 243V244H244ZM250 243V242H249ZM256 243V242H255ZM257 243V244H258ZM261 243H262V240H261ZM13 244L15 245V246H13ZM34 244V245H35ZM52 244V245H53ZM196 244H197V241H196ZM208 244V243H207ZM212 244V243H211ZM246 244H248V243H246ZM251 244V243H250ZM250 244H248V245H250ZM252 246L254 245V243H252L251 244ZM256 245V244H255ZM263 245V244H262ZM262 245H256L257 247H255V248H257L258 250H262V252L260 253V251L259 252H257L258 254H259V258H260V263L261 262H263L262 264H264V248H263V246ZM49 246V245H48ZM190 246V245H189ZM212 246V245H211ZM213 246H214V244H213ZM242 246H244V245H242ZM262 246V247H261ZM59 247V248H60ZM153 247V248H152ZM156 247V246H155ZM198 247V246H197ZM216 247V246H215ZM248 247V246H247ZM254 247V246H253ZM40 248V247H39ZM45 248V247H44ZM51 248V245H50V247H49V249ZM223 248V247H222ZM240 248V247H239ZM245 247H243V249H244ZM38 249V248H37ZM36 249V250H37ZM45 249H47V247L45 248ZM155 249H157V247L155 248ZM206 250H207V248H205ZM215 249H219V248H214V251H216ZM228 249V248H227ZM29 250V249H28ZM35 250V251H36ZM48 250V249H47ZM195 250V249H194ZM224 250V249H223ZM240 250V249H239ZM248 250H250V249H247V251L246 252H249ZM59 251V250H58ZM57 251V252H58ZM204 251V250H203ZM208 251V250H207ZM213 251V252H214ZM222 251V250H221ZM226 251V250H225ZM251 251H252V249H251ZM43 252H44V250H43ZM47 252V251H46ZM53 252V251H52ZM55 253H56V251H54ZM155 252V251H154ZM153 252V253H154ZM210 252V251H209ZM208 252V253H209ZM40 253V252H39ZM55 253H53V254H55ZM216 253V252H215ZM250 253V252H249ZM42 254V253H41ZM206 254V253H205ZM247 254V253H246ZM254 254V253H253ZM252 254V255H253ZM57 255V254H56ZM45 256L46 255H44V258H45ZM49 255H47L46 256V258L48 257ZM217 257V256H216ZM222 257H223V255H222ZM250 258H253V257H251V256H249ZM30 258H32V257H30ZM153 258H154V256H153ZM219 258V257H218ZM228 257L226 256V258H225V261L227 262V264H229V259H227ZM55 259V258H54ZM57 259H58V257H57ZM59 259H58V261H59ZM202 259V258H201ZM207 259V258H206ZM241 259H242V261H241ZM204 260V259H203ZM252 260V259H251ZM254 260V259H253ZM252 260V261H253ZM255 260H257L256 259V257H255ZM50 261V260H49ZM48 261V262H49ZM53 261V260H52ZM55 261V260H54ZM223 261V260H222ZM250 261V260H249ZM55 262H57V261H55ZM59 262V263H60ZM234 262V261H233ZM254 262V261H253ZM256 262V261H255ZM154 263V262H153ZM152 263V264H153ZM237 263V264H238ZM51 264V263H50ZM61 264V263H60ZM231 264V263H230ZM233 264V263H232ZM246 264V263H245ZM249 264V263H248ZM255 264V263H254ZM257 264V263H256ZM258 264H259V261H258Z\"/></svg>",
    "mask_w": 264,
    "mask_h": 264
}]
</instances>
